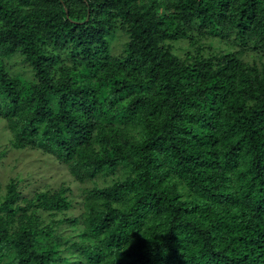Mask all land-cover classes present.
Returning a JSON list of instances; mask_svg holds the SVG:
<instances>
[{
  "label": "trees",
  "instance_id": "16d2710c",
  "mask_svg": "<svg viewBox=\"0 0 264 264\" xmlns=\"http://www.w3.org/2000/svg\"><path fill=\"white\" fill-rule=\"evenodd\" d=\"M214 38L264 52V0H0L11 147L111 180L67 218L69 188L20 204L12 180L0 264H264V70L206 54ZM17 54L31 81L8 74Z\"/></svg>",
  "mask_w": 264,
  "mask_h": 264
},
{
  "label": "rangeland",
  "instance_id": "374dc122",
  "mask_svg": "<svg viewBox=\"0 0 264 264\" xmlns=\"http://www.w3.org/2000/svg\"><path fill=\"white\" fill-rule=\"evenodd\" d=\"M127 41L128 36L126 34L116 31L110 38L111 55L113 57L120 56ZM170 45L172 51L181 58H185L191 52L193 53V49L187 40ZM204 47L206 54L238 51L244 61L256 64L264 70V52L248 51L242 46H231L221 38L205 39ZM5 67L8 74L15 79L26 81L34 79L32 69L20 54L6 59ZM10 138L5 123L0 120V198L2 199H4L7 186L12 180L18 183V190L21 193L20 204L26 199L33 198L36 193L41 191L55 192L62 187L69 188L67 195L72 201L71 210L67 212V216H59L67 218L82 214L85 196L89 190L97 186H107L111 182L109 177L100 175L93 181L80 183L71 176L68 167L54 156L33 149L17 150L11 147ZM45 217L49 219L48 216ZM63 228L68 234L69 225L64 224Z\"/></svg>",
  "mask_w": 264,
  "mask_h": 264
}]
</instances>
